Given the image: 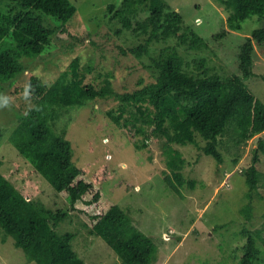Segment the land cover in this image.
Returning <instances> with one entry per match:
<instances>
[{
	"label": "trees",
	"instance_id": "obj_1",
	"mask_svg": "<svg viewBox=\"0 0 264 264\" xmlns=\"http://www.w3.org/2000/svg\"><path fill=\"white\" fill-rule=\"evenodd\" d=\"M218 1L229 9L225 21L227 28L213 34L212 38H222L230 30H242L246 19L259 23L239 46L237 58L241 77L210 73L203 67L205 59L198 64L203 67L200 74L188 71L179 47L194 51L207 43L192 29L183 26L182 16L165 0H118L109 3L105 10L109 20L120 23L116 32L124 29L147 35L138 45L120 47L122 54L140 58L149 53L151 44L172 42L152 56L150 66L156 73L152 80L142 82L140 78L133 89L117 91L108 79L111 74L100 84L88 80L92 68L80 65L79 56H74L55 78L32 73L12 91V95L25 99L28 104L23 108L24 113L17 116L18 122L8 137L10 143L19 156L31 164L34 172L66 200L88 233L106 242L120 264H152L156 261L157 247L100 188L99 183L106 179L107 165H101L89 176L87 168L73 162L72 145L65 137V130L57 132L54 125L62 110L80 107L89 100H114L117 106L107 111L114 121L127 113L123 124L130 123L142 134L143 146L153 137L162 142L168 168L163 171L164 180L183 198V186L193 187L195 179L184 177L182 169L186 159L174 144L196 145L199 135L205 141L201 147L203 153L220 164L223 156L218 138L228 126L237 147L264 131V102L243 81L253 74L254 45H264V0ZM76 14L77 8L70 0H0V100L3 85L13 86L16 77L26 69L23 58L34 60L50 56L68 37L74 44L81 42L71 29ZM83 26L86 31L88 25L84 22ZM240 153L233 158L235 164ZM261 156L264 157L263 140L257 143L253 163L240 171L247 186V202L239 211L247 220L252 217L250 200L257 190V176L260 175L255 163ZM261 198L264 199V195ZM67 216L66 210L54 211L34 201L29 191L13 185L0 172L1 240L11 236L28 260L36 264H90L73 249L71 232H57V225ZM240 234L244 242L240 246L241 254L234 260L238 259V264L260 262L264 225L255 229L243 226Z\"/></svg>",
	"mask_w": 264,
	"mask_h": 264
},
{
	"label": "rangeland",
	"instance_id": "obj_2",
	"mask_svg": "<svg viewBox=\"0 0 264 264\" xmlns=\"http://www.w3.org/2000/svg\"><path fill=\"white\" fill-rule=\"evenodd\" d=\"M77 8L71 29L81 42L68 37L59 50L43 59L23 58L25 70L16 77L13 86L4 84L0 100V172L18 188L31 193L34 201L41 202L52 210H66L68 216L59 222L57 232H71L73 249L90 264L119 263L115 252L100 237L88 233L82 220L71 211L66 200L58 195L31 164L21 156L8 137L24 113L28 102L12 95L15 88L25 82L27 76L37 73L53 79L74 56H79L80 65L90 66L87 79L100 84L107 74L112 87L117 91L131 90L141 78L146 82L156 74L151 58L160 48L172 42L150 45L149 53L140 58L124 55L120 47L129 48L144 42L147 35L135 34L122 29L116 20L105 15L109 3L118 0H70ZM171 9L183 18V26L201 36L206 46L200 50L179 47L188 71L200 74L203 67L210 73L223 77L240 75L237 53L240 44L259 23L246 19L242 30H230L222 38H212L218 31L227 28L229 14L218 0H165ZM144 13L140 14L143 17ZM88 25L85 31L83 23ZM201 59L204 66L198 67ZM252 76L244 78L245 85L264 102V45H254ZM16 86V87H15ZM22 105V106H21ZM117 106L114 100H89L85 105L60 111L54 125L57 132L65 130V137L72 145L73 162L85 167L89 176L101 165H107L106 179L99 183L104 194L116 203L145 235L152 238L157 247L156 261L152 264H238L235 256L241 254L244 238L243 226L249 229L264 225V157L255 163L260 172L257 190L251 197L252 217L247 220L240 208L247 202V186L241 170L253 161L254 150L259 140L264 141V131L236 146L231 127L219 136L218 148L223 162L218 164L211 155L203 153L205 141L196 136L197 144L178 145L186 159L182 173L187 179H195L194 186L185 184L183 198L170 189L164 180L167 171L162 142L151 138L143 146L142 134L133 125L123 124L125 113L117 121L108 115V110ZM118 111L114 113L116 116ZM138 146V147H137ZM241 152L235 164L233 158ZM239 154V155H240ZM203 184V186H201ZM0 235V264H36L28 260L22 249L14 244L11 236L5 241ZM261 247V243H258ZM120 264V263H119ZM264 264V250L261 260Z\"/></svg>",
	"mask_w": 264,
	"mask_h": 264
}]
</instances>
